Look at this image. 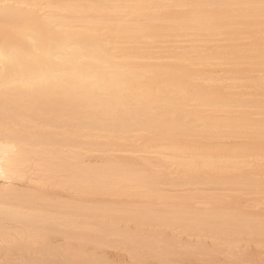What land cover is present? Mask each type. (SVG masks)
Here are the masks:
<instances>
[{
    "label": "bare ground",
    "instance_id": "1",
    "mask_svg": "<svg viewBox=\"0 0 264 264\" xmlns=\"http://www.w3.org/2000/svg\"><path fill=\"white\" fill-rule=\"evenodd\" d=\"M243 242L264 248V0H0V264Z\"/></svg>",
    "mask_w": 264,
    "mask_h": 264
},
{
    "label": "rangeland",
    "instance_id": "2",
    "mask_svg": "<svg viewBox=\"0 0 264 264\" xmlns=\"http://www.w3.org/2000/svg\"><path fill=\"white\" fill-rule=\"evenodd\" d=\"M240 142V140H236ZM86 249L88 252L95 253L97 256L104 257L103 260L108 264H130L132 263L128 255L120 250L109 247L94 248L92 245H87ZM244 254L246 257L240 259V263L236 264H264V248L258 247L254 244L246 246L243 242L240 246V255ZM213 257V258H212ZM167 264H231L232 258H229L226 253H212V256L199 255L195 257L179 256V255H168ZM145 264H163L155 258H149L145 261Z\"/></svg>",
    "mask_w": 264,
    "mask_h": 264
}]
</instances>
